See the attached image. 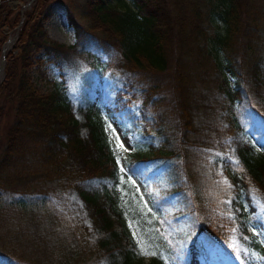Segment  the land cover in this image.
<instances>
[{"label": "trees", "instance_id": "trees-1", "mask_svg": "<svg viewBox=\"0 0 264 264\" xmlns=\"http://www.w3.org/2000/svg\"><path fill=\"white\" fill-rule=\"evenodd\" d=\"M8 1L0 56L2 27L20 20ZM114 1L86 0L88 25L72 20L65 47L35 0L6 56L0 95L16 105L0 153V264H138L105 114L131 135L126 167L155 206L193 227L177 261L264 264L259 243L261 263L233 240L254 241L250 220L264 232V0ZM35 51L61 67L46 93L28 73Z\"/></svg>", "mask_w": 264, "mask_h": 264}, {"label": "rangeland", "instance_id": "rangeland-1", "mask_svg": "<svg viewBox=\"0 0 264 264\" xmlns=\"http://www.w3.org/2000/svg\"><path fill=\"white\" fill-rule=\"evenodd\" d=\"M85 1L44 0L45 5L40 8L39 12H46L40 16V20L50 39L65 47H70L76 43L77 34L72 25V20L80 26L88 25V20L82 14ZM109 1L111 3L115 2L114 0ZM125 1L131 3V0ZM34 3L35 0L8 1L10 10L20 14V20L17 24L14 23L11 26L2 27L3 32L7 35L3 45L8 39L14 38L17 33L16 39L5 53L4 72L7 63L6 56L11 53L16 57L20 53V49L18 48L20 45L19 41H23V37L20 36V30L23 22L26 20V16L31 14L30 11ZM118 7L122 9L123 5L119 4ZM46 14L47 17L43 19V16ZM30 56L32 66H30L28 73L37 89L41 93H46L53 88V83L62 80L61 67L56 62L49 60V56L44 51L32 52ZM37 58L41 59L42 62L38 61ZM14 66L15 73H20V63L16 61ZM86 66L85 62H80V69ZM15 105L16 102L8 98L6 93L0 95V153L6 144L8 128L15 118ZM101 128L106 143L112 147L120 168L121 197L119 209L122 211L123 219L133 237V233L135 232L134 239L136 243L137 239H140L144 250L149 253L141 254V248H138L137 263L148 264L150 261H153L158 264H183V260L177 261L180 258V255L177 253L185 250L191 242L187 238V233L192 231L193 228L188 221L187 215L179 214L173 216L160 211L155 206L154 195L146 180L140 176V173H130L128 171L125 159L127 152L133 150V140L131 135L124 131L119 120L105 114L101 117ZM121 143H123V147H119ZM255 145L259 150L263 151L264 155L262 145L256 141ZM213 159L214 156H211L210 160ZM122 166L126 169V172L121 171ZM248 225L251 232L256 234L254 241L250 235L249 239L243 244L236 238H233V240L241 244L243 250L246 252L255 249L254 243H259L260 246L264 247V232L261 225L252 220L248 221ZM171 247L173 249L172 254L170 253ZM153 251L156 252V255L150 254ZM253 253L256 261L261 263L263 260L262 254L258 251H253Z\"/></svg>", "mask_w": 264, "mask_h": 264}, {"label": "water", "instance_id": "water-1", "mask_svg": "<svg viewBox=\"0 0 264 264\" xmlns=\"http://www.w3.org/2000/svg\"><path fill=\"white\" fill-rule=\"evenodd\" d=\"M16 37H17V33L14 36V38L8 39V41L2 47L1 59H0V82L4 76V66H5V61H6L5 60V53H6L7 49L10 47V45L13 43V41L16 39Z\"/></svg>", "mask_w": 264, "mask_h": 264}, {"label": "snow or ice", "instance_id": "snow-or-ice-1", "mask_svg": "<svg viewBox=\"0 0 264 264\" xmlns=\"http://www.w3.org/2000/svg\"><path fill=\"white\" fill-rule=\"evenodd\" d=\"M119 147H123V143H121V144L119 145ZM233 163L238 164L239 162H238V161H233ZM121 171H122V172H126V169L122 166V167H121ZM133 235H134V238H135V232L133 233ZM137 247H138V248H141V254H149V253H147V252L144 250V247L141 245V241H140V239H137ZM150 254H151V255H156V252L153 251V252H151Z\"/></svg>", "mask_w": 264, "mask_h": 264}]
</instances>
